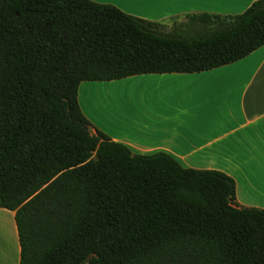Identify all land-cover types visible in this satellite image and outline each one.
I'll list each match as a JSON object with an SVG mask.
<instances>
[{
  "label": "trees",
  "instance_id": "16d2710c",
  "mask_svg": "<svg viewBox=\"0 0 264 264\" xmlns=\"http://www.w3.org/2000/svg\"><path fill=\"white\" fill-rule=\"evenodd\" d=\"M165 23L92 0H0V208L19 264H264V208L235 182L95 129L82 81L192 73L264 44V0Z\"/></svg>",
  "mask_w": 264,
  "mask_h": 264
},
{
  "label": "crops",
  "instance_id": "0c3cea01",
  "mask_svg": "<svg viewBox=\"0 0 264 264\" xmlns=\"http://www.w3.org/2000/svg\"><path fill=\"white\" fill-rule=\"evenodd\" d=\"M127 14L166 23L191 13L235 15L255 0H92ZM184 83L186 98L140 117L97 122L95 129L133 153L164 151L184 167L214 169L233 178L239 206L264 208V44L245 57L192 73H148L125 78ZM122 79V78H121ZM120 80V79H118ZM112 82V81H111ZM134 111V110H132ZM14 211L0 208V264H19Z\"/></svg>",
  "mask_w": 264,
  "mask_h": 264
},
{
  "label": "rangeland",
  "instance_id": "374dc122",
  "mask_svg": "<svg viewBox=\"0 0 264 264\" xmlns=\"http://www.w3.org/2000/svg\"><path fill=\"white\" fill-rule=\"evenodd\" d=\"M184 20V17L172 18L161 30L167 32ZM83 83L85 86L80 90V103L88 117L94 119L95 116L97 122L107 121L108 117L111 120H122L127 116L139 119L142 107L150 106L153 112H158L174 103L171 101L186 98L185 84L171 81H142L130 77Z\"/></svg>",
  "mask_w": 264,
  "mask_h": 264
}]
</instances>
